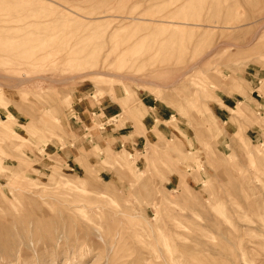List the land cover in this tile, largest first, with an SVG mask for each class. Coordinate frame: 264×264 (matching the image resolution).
Wrapping results in <instances>:
<instances>
[{"label": "rangeland", "instance_id": "374dc122", "mask_svg": "<svg viewBox=\"0 0 264 264\" xmlns=\"http://www.w3.org/2000/svg\"><path fill=\"white\" fill-rule=\"evenodd\" d=\"M0 264H264V0H0Z\"/></svg>", "mask_w": 264, "mask_h": 264}, {"label": "crops", "instance_id": "0c3cea01", "mask_svg": "<svg viewBox=\"0 0 264 264\" xmlns=\"http://www.w3.org/2000/svg\"><path fill=\"white\" fill-rule=\"evenodd\" d=\"M237 98L242 99L241 96H237L235 94L232 96L227 95L220 100L221 104H218V103L215 104V106H214V117L216 118V120L218 122H227L228 121L229 111H228L227 107H231L233 99L236 100ZM100 103H102V102H100ZM110 103H112V102L109 101V102H105V103L100 104L98 106L97 110H100V112L103 113V115L105 117L110 116V118H113L119 114V113L115 112V110L118 109V107H116V106L109 107ZM157 114L160 118H163L160 111H158Z\"/></svg>", "mask_w": 264, "mask_h": 264}]
</instances>
